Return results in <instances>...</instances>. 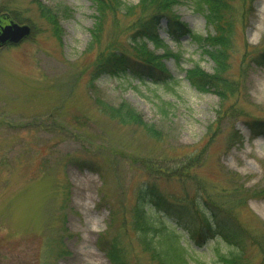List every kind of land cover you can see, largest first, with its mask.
Segmentation results:
<instances>
[{"label":"rangeland","instance_id":"rangeland-1","mask_svg":"<svg viewBox=\"0 0 264 264\" xmlns=\"http://www.w3.org/2000/svg\"><path fill=\"white\" fill-rule=\"evenodd\" d=\"M230 1L235 92L221 104L214 90L200 91L186 77L195 64L213 72L214 61L191 36L170 37L164 20L158 32L167 52L145 43L172 78L128 71L93 79L100 52H132L128 13H109L96 39L94 0H0V14L32 28L0 48V264H112L105 248L113 237L129 264H159L131 228L138 190L150 182L172 208L148 204L147 211L162 233L176 232L191 264H222L218 252L241 251L220 234L187 230L204 228L210 214L202 191L216 197L241 186L240 264H264V196L254 195L264 187V134L254 136L247 124L264 120V66L254 61L264 50V0ZM174 10L197 33L214 32L193 1ZM122 101L161 137L112 119L105 104Z\"/></svg>","mask_w":264,"mask_h":264},{"label":"trees","instance_id":"trees-1","mask_svg":"<svg viewBox=\"0 0 264 264\" xmlns=\"http://www.w3.org/2000/svg\"><path fill=\"white\" fill-rule=\"evenodd\" d=\"M183 1L185 0H139L137 4H131L124 0H94L97 14L95 25L91 29L93 37L98 39L104 20L109 13L113 14L115 11L128 13L126 15L132 17L133 26L130 32L134 35L131 39L133 43L131 53L114 47L97 55L93 63V79L101 74L128 71L141 79L147 77L155 82L172 78L173 75L168 73L162 55L146 47L145 43L146 40H150L155 49L163 48L165 53L167 52V45L158 32L160 24L164 20L166 32L170 37L178 41L183 36H191L201 45L203 52L214 61L213 72H207L199 64H195L186 70V77L200 91L214 90L223 104L235 92L234 82L228 74L234 32V23L230 16L232 3L230 0H191L195 9L203 12L214 28V32L203 36L191 29L174 10L175 5ZM11 18L20 21L17 15H11ZM254 61L257 65L264 66V50L257 53ZM104 109L112 119L121 124H138L149 135L161 137L156 125L144 120L136 108L127 101L115 105L105 104ZM247 124L254 136L264 134V120L252 119ZM157 169L165 171V168L157 167ZM241 189V186L232 190L225 189L216 197L207 191H202L210 214H204V228L195 230L187 227L189 234L196 237L198 233L200 238L207 232L212 235L220 234L226 240L241 245L242 251L243 225L236 221V213L240 204L247 199L245 196H241V192H239ZM254 195L264 196V187L256 191ZM168 199L169 197L161 193L155 182L141 186L133 208L131 228L138 234L144 250L148 251L151 258L157 260L159 264H191L188 258V249L184 243L180 242L176 232L166 230L165 233H162V230L156 226V221L147 211L148 204L171 209V201ZM180 209L183 208H178L175 211L178 212ZM184 210L186 211V208ZM107 245L106 253L112 264H129L119 237L111 238ZM241 251H231L229 254L218 252L217 256L222 264H240Z\"/></svg>","mask_w":264,"mask_h":264},{"label":"water","instance_id":"water-1","mask_svg":"<svg viewBox=\"0 0 264 264\" xmlns=\"http://www.w3.org/2000/svg\"><path fill=\"white\" fill-rule=\"evenodd\" d=\"M31 32L32 28L29 24L19 23L7 13L0 14V48L10 43H19Z\"/></svg>","mask_w":264,"mask_h":264}]
</instances>
